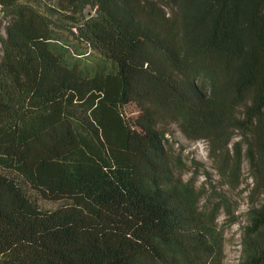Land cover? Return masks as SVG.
<instances>
[{
	"label": "trees",
	"instance_id": "obj_1",
	"mask_svg": "<svg viewBox=\"0 0 264 264\" xmlns=\"http://www.w3.org/2000/svg\"><path fill=\"white\" fill-rule=\"evenodd\" d=\"M58 1L100 61L67 58L52 10L0 0V169L22 180L0 171V264H222L235 206L183 177L172 124L228 188L247 164L238 264H264V0Z\"/></svg>",
	"mask_w": 264,
	"mask_h": 264
},
{
	"label": "rangeland",
	"instance_id": "obj_2",
	"mask_svg": "<svg viewBox=\"0 0 264 264\" xmlns=\"http://www.w3.org/2000/svg\"><path fill=\"white\" fill-rule=\"evenodd\" d=\"M38 8L43 11L52 10L58 18V24L55 26L56 30L63 37L65 42L64 49L67 58L71 61L77 60L81 64L93 65L100 61L99 53L90 48L85 42L74 39L69 31V17L67 11L61 9V5L58 0H30ZM94 14V10L87 7L84 11V15L88 16ZM1 17V13H0ZM65 22V23H63ZM139 109L133 102L128 103L122 107L124 116L128 119H133ZM172 133L169 134L168 143L171 144L176 152L181 151L182 162L186 164L184 178L187 179L194 169L198 168V175L196 179V186H203L206 191L215 188L218 191H223L233 202L235 206V214L237 220L224 228V259L222 264H238L240 258V240L243 226L246 224L245 213L248 208L256 202V198L250 196V189L252 186V179L250 178L247 164L244 162L242 166L241 183L236 189H230L227 186L221 184L219 176L213 167L210 158L207 155V144L203 139L190 140L184 137V135L178 130V128L172 124L170 126ZM191 160H195L199 165L192 164ZM16 181L21 182V177L14 172L8 170H2ZM26 193L33 199L41 209H53L61 205L63 201H49L41 198L37 191L31 189L26 184H22ZM253 201V202H252ZM252 202V203H251ZM224 214L221 213L217 219L218 225H222L224 222Z\"/></svg>",
	"mask_w": 264,
	"mask_h": 264
}]
</instances>
